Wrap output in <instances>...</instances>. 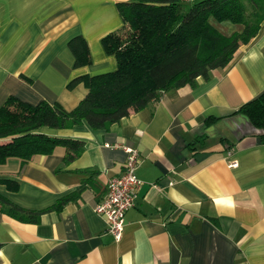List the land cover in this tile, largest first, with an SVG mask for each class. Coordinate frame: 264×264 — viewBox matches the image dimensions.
Masks as SVG:
<instances>
[{
  "label": "crops",
  "instance_id": "1",
  "mask_svg": "<svg viewBox=\"0 0 264 264\" xmlns=\"http://www.w3.org/2000/svg\"><path fill=\"white\" fill-rule=\"evenodd\" d=\"M120 1L0 0V104L14 95L73 108L87 88H68L71 79L116 67L101 38L122 28ZM209 21L225 34L240 30ZM78 35L90 62L75 66L68 42ZM262 49L264 20L208 79L162 92L107 130L86 122L40 128L83 140V151L70 161L63 145L25 162L7 158L0 178L19 186L0 183V193L31 209L79 196L38 222L0 212V264H264V134L235 112L264 92ZM124 147L138 151L141 184L116 240L95 204L107 179L123 172Z\"/></svg>",
  "mask_w": 264,
  "mask_h": 264
},
{
  "label": "trees",
  "instance_id": "2",
  "mask_svg": "<svg viewBox=\"0 0 264 264\" xmlns=\"http://www.w3.org/2000/svg\"><path fill=\"white\" fill-rule=\"evenodd\" d=\"M117 9L122 28L101 38L105 51L114 55L116 67L71 79L68 88L78 82L87 88L73 108L66 109L58 101L30 103L14 95L0 104V164L9 157L25 162L34 154L50 153L56 145L66 148L64 161L74 159L84 149L83 140L49 135L40 128L86 122L91 128L107 130L131 111L156 103L162 92L194 87L199 77L208 79L214 69L229 63L264 20V0H125L117 2ZM209 17L239 25L240 30L225 34ZM68 46L75 66L90 62L82 36L71 38ZM235 112L264 134V92ZM0 183L11 191L19 186L9 178H0ZM78 196L77 191L70 192L43 209H31L0 193V212L38 222L42 213L59 211Z\"/></svg>",
  "mask_w": 264,
  "mask_h": 264
},
{
  "label": "built area",
  "instance_id": "3",
  "mask_svg": "<svg viewBox=\"0 0 264 264\" xmlns=\"http://www.w3.org/2000/svg\"><path fill=\"white\" fill-rule=\"evenodd\" d=\"M126 158L123 172L111 176L106 181L105 194L95 204V211L106 219L107 230L114 239H120L124 227V214L133 204L141 180L136 176L139 163L138 151L132 147H124ZM235 166L236 161H230Z\"/></svg>",
  "mask_w": 264,
  "mask_h": 264
}]
</instances>
